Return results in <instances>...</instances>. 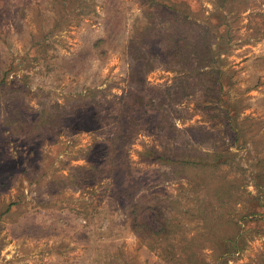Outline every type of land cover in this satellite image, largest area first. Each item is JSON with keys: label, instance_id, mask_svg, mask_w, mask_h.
Segmentation results:
<instances>
[{"label": "rangeland", "instance_id": "374dc122", "mask_svg": "<svg viewBox=\"0 0 264 264\" xmlns=\"http://www.w3.org/2000/svg\"><path fill=\"white\" fill-rule=\"evenodd\" d=\"M0 264H264V0H0Z\"/></svg>", "mask_w": 264, "mask_h": 264}, {"label": "trees", "instance_id": "16d2710c", "mask_svg": "<svg viewBox=\"0 0 264 264\" xmlns=\"http://www.w3.org/2000/svg\"><path fill=\"white\" fill-rule=\"evenodd\" d=\"M194 44V43H193ZM194 46H195V44H194ZM191 49H193V46L192 47H190ZM176 53H178L180 50L178 49V48H176ZM235 249V248H234Z\"/></svg>", "mask_w": 264, "mask_h": 264}]
</instances>
